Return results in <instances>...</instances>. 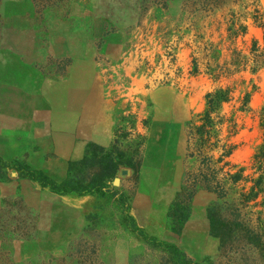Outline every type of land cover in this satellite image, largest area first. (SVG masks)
Masks as SVG:
<instances>
[{
  "label": "rangeland",
  "instance_id": "obj_1",
  "mask_svg": "<svg viewBox=\"0 0 264 264\" xmlns=\"http://www.w3.org/2000/svg\"><path fill=\"white\" fill-rule=\"evenodd\" d=\"M0 264H264V0H0Z\"/></svg>",
  "mask_w": 264,
  "mask_h": 264
},
{
  "label": "trees",
  "instance_id": "obj_2",
  "mask_svg": "<svg viewBox=\"0 0 264 264\" xmlns=\"http://www.w3.org/2000/svg\"><path fill=\"white\" fill-rule=\"evenodd\" d=\"M221 94H222V92H217L216 94H209L207 96L209 109H208V111L205 114L206 117L209 116V113H210L211 110H214V106L216 104H218L219 101H224L227 98V97L221 98L220 97Z\"/></svg>",
  "mask_w": 264,
  "mask_h": 264
}]
</instances>
